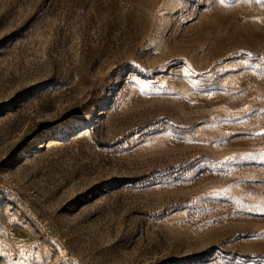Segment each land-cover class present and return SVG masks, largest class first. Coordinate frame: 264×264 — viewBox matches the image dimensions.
I'll return each mask as SVG.
<instances>
[{
	"label": "rangeland",
	"instance_id": "374dc122",
	"mask_svg": "<svg viewBox=\"0 0 264 264\" xmlns=\"http://www.w3.org/2000/svg\"><path fill=\"white\" fill-rule=\"evenodd\" d=\"M178 7L0 0V264H261L264 7Z\"/></svg>",
	"mask_w": 264,
	"mask_h": 264
},
{
	"label": "snow or ice",
	"instance_id": "6c2138e0",
	"mask_svg": "<svg viewBox=\"0 0 264 264\" xmlns=\"http://www.w3.org/2000/svg\"><path fill=\"white\" fill-rule=\"evenodd\" d=\"M176 2L179 4V7L176 9L177 14H179V12L185 10V5L187 6V9L190 10L191 7H193L196 4L197 0H176ZM233 2H239V0H233ZM246 2H252V0H246ZM255 2L260 4L262 7H264V0H255ZM219 3L221 5H225L226 0H219ZM201 7H203V5H201ZM257 19H260V17H257ZM248 55H251V53L249 52ZM261 59H264V57H261ZM245 63H247V62H245ZM182 75L191 77L192 73L184 71V72H182ZM145 87H147V86H145ZM153 87H155V85H153ZM142 91H143V89H142ZM205 95L210 96V93L205 92ZM253 111L257 114L264 115V106L253 110L247 104H245L244 108L242 110V116L236 118V123L243 124L244 123L243 116L248 114L249 112H253ZM228 135L230 137H234L237 139L247 138L248 136L264 138V128H261L260 131L232 132V133H229ZM235 159H237V157L235 155L230 156V157H225L224 161H222L220 163L223 165L224 163H227L229 160H235ZM239 159L242 161H250L253 163H259L260 165L264 166V146H262V150L259 152L249 151V152L241 154L239 156ZM250 179L255 181L258 178L252 177ZM2 194H3V190L0 189V195H2ZM0 210H2V209H0ZM247 210L253 211V208L249 207ZM256 210H258L260 213L264 214V206H259ZM252 255L255 256L256 254L253 253ZM260 260H261V264H264V258H260Z\"/></svg>",
	"mask_w": 264,
	"mask_h": 264
}]
</instances>
